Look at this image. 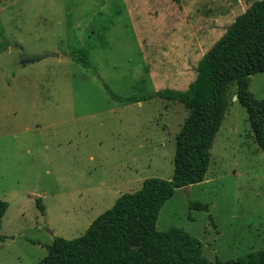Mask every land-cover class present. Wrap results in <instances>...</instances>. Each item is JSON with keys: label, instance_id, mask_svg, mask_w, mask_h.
Returning <instances> with one entry per match:
<instances>
[{"label": "rangeland", "instance_id": "374dc122", "mask_svg": "<svg viewBox=\"0 0 264 264\" xmlns=\"http://www.w3.org/2000/svg\"><path fill=\"white\" fill-rule=\"evenodd\" d=\"M254 1L0 0V201L8 204L0 264H36L55 237L83 235L144 179H171L188 111L140 97L186 89ZM16 45L62 57L23 65ZM249 90L264 100V72L250 77ZM235 91L230 85L204 181L176 189L156 222L159 231L178 227L197 238L211 262L264 249V153ZM194 200L208 212L190 210Z\"/></svg>", "mask_w": 264, "mask_h": 264}, {"label": "trees", "instance_id": "16d2710c", "mask_svg": "<svg viewBox=\"0 0 264 264\" xmlns=\"http://www.w3.org/2000/svg\"><path fill=\"white\" fill-rule=\"evenodd\" d=\"M70 58L85 66L83 54ZM264 72V0H255L227 26L200 59L195 79L184 90L164 88L140 98L180 103L188 115L175 137L173 175L144 179L133 193L121 194L97 216L83 235L55 237L36 264H264V249L244 257L211 262L197 238L178 227L156 228L160 209L176 189L204 181L210 149L227 108V91L235 85L236 100L245 108L254 140L264 153V100L249 90L250 77ZM125 102L140 101L129 97ZM35 205L41 215L44 206ZM8 204L0 201V226ZM190 210L208 212V205L189 201Z\"/></svg>", "mask_w": 264, "mask_h": 264}, {"label": "water", "instance_id": "95a60500", "mask_svg": "<svg viewBox=\"0 0 264 264\" xmlns=\"http://www.w3.org/2000/svg\"><path fill=\"white\" fill-rule=\"evenodd\" d=\"M15 47H16V50L19 52L21 64L23 65L29 62L39 61L40 59H43L46 57H59V54L49 52V51H45L43 53L26 54L21 46L16 45ZM234 99H236V97ZM184 188L185 190L189 191V186H186Z\"/></svg>", "mask_w": 264, "mask_h": 264}, {"label": "crops", "instance_id": "0c3cea01", "mask_svg": "<svg viewBox=\"0 0 264 264\" xmlns=\"http://www.w3.org/2000/svg\"><path fill=\"white\" fill-rule=\"evenodd\" d=\"M59 57H62V56L59 55ZM171 89H172V88H171ZM191 188H192V185L189 186V190H190Z\"/></svg>", "mask_w": 264, "mask_h": 264}]
</instances>
